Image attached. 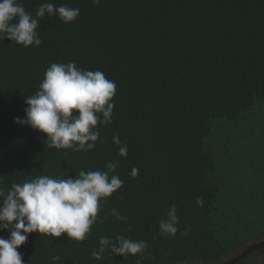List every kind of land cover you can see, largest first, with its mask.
I'll return each instance as SVG.
<instances>
[{"label": "trees", "instance_id": "16d2710c", "mask_svg": "<svg viewBox=\"0 0 264 264\" xmlns=\"http://www.w3.org/2000/svg\"><path fill=\"white\" fill-rule=\"evenodd\" d=\"M20 3L33 17L43 3L80 14L68 24L46 14L40 46L0 41V187L39 175L74 179L111 161L124 182L84 241L28 234L18 248L24 264H264V0ZM68 62L116 84L112 123L97 126L88 152L48 149L46 134L16 123L46 69ZM172 205L178 231L162 235ZM113 208L127 220L109 215ZM116 235L148 248L94 259L100 237Z\"/></svg>", "mask_w": 264, "mask_h": 264}, {"label": "clouds", "instance_id": "9594fccd", "mask_svg": "<svg viewBox=\"0 0 264 264\" xmlns=\"http://www.w3.org/2000/svg\"><path fill=\"white\" fill-rule=\"evenodd\" d=\"M100 2L93 0L94 5ZM46 14L68 24L76 20L80 9L43 3L33 17L20 0H0V41L7 38L13 45L25 48L40 46L42 40L37 29L39 20ZM115 94V82L99 70H83L75 62L52 63L36 93L26 97L25 117L16 118V123L46 134L48 149L88 152L100 138L97 126L112 123ZM113 143L120 146L118 155L126 158L127 146L121 145L118 136L113 137ZM117 166L118 162L111 161L105 171L80 170L74 179L39 175L12 183L8 189L0 187V230L10 232L8 239L0 238V264H24L18 248L26 243L30 233L66 235L80 242L87 239L106 198L123 186L124 182L114 174ZM138 172L133 167L130 175L135 177ZM197 204L202 206L203 200L197 198ZM109 215L127 220L115 208ZM178 223L177 207L172 205L167 219L159 221V230L162 235L175 236ZM184 234H188L187 228ZM147 248L146 241L125 235L101 236L98 249L91 255L100 260L107 250L123 257L136 256L143 255ZM51 259L59 261L60 257Z\"/></svg>", "mask_w": 264, "mask_h": 264}]
</instances>
